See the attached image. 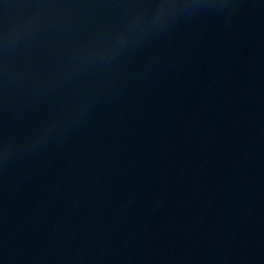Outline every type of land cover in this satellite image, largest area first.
<instances>
[{
    "label": "water",
    "instance_id": "water-1",
    "mask_svg": "<svg viewBox=\"0 0 264 264\" xmlns=\"http://www.w3.org/2000/svg\"><path fill=\"white\" fill-rule=\"evenodd\" d=\"M0 93L179 264H264V0H0Z\"/></svg>",
    "mask_w": 264,
    "mask_h": 264
}]
</instances>
